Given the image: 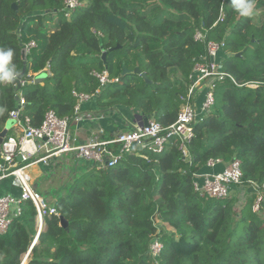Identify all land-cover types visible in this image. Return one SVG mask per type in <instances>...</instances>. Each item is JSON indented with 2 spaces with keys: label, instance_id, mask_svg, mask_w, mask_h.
I'll use <instances>...</instances> for the list:
<instances>
[{
  "label": "trees",
  "instance_id": "1",
  "mask_svg": "<svg viewBox=\"0 0 264 264\" xmlns=\"http://www.w3.org/2000/svg\"><path fill=\"white\" fill-rule=\"evenodd\" d=\"M65 1L0 0V51L13 53L0 65L12 77L0 74V133L19 95L35 127L49 110L72 124L74 92L92 95L98 109L153 116L168 128L209 41L225 43L219 61L229 77L215 83V105L195 123L187 156L173 139L162 154L134 151L114 168L91 166L89 177L52 202L60 217L46 218L41 233L35 207L24 203L0 236V264H23L29 252L28 264H264V202L253 211L258 194L250 187L264 191V0H244L254 2L252 15H241L232 0H77L82 6L70 19ZM222 8L224 21L215 26ZM32 42L25 65L22 50ZM136 68L149 82L123 75ZM24 69L25 78L50 75L17 92L8 81ZM105 70L119 81L102 87L94 72ZM210 159L241 163L243 186L225 200L195 190ZM155 238L159 257L150 251Z\"/></svg>",
  "mask_w": 264,
  "mask_h": 264
},
{
  "label": "built area",
  "instance_id": "2",
  "mask_svg": "<svg viewBox=\"0 0 264 264\" xmlns=\"http://www.w3.org/2000/svg\"><path fill=\"white\" fill-rule=\"evenodd\" d=\"M81 6L82 4L77 0H66V17L70 19L72 12ZM224 18L222 8L215 26L223 22ZM195 40L204 42V34L197 31ZM34 47H36L34 42L27 45V52L30 53L31 48ZM224 48V42H208L207 55L202 58V62L197 63L194 69L192 84L187 96L183 99L184 104L181 106L178 118L168 128H164L152 119L148 126H140L138 122L133 128L126 131L120 130L107 140L100 138L104 134V131L100 130L90 141L75 145L71 132V118H60L54 110H49L42 125L35 127L31 118L25 114V100L22 95H19L17 107L10 112L13 133L8 134L0 146V182L11 179L20 194L19 196L12 194L0 196V236L8 233L13 219L21 215L22 206L26 202L32 203L36 209L39 233L43 229L46 218L60 217L57 208L33 186L29 170L37 162L47 163V160L52 157L74 154L91 166L106 170L116 167L126 154L134 151L136 155L146 158L147 156L143 155L146 152L162 154L173 139L180 142V149L187 156V144L194 138L195 123L207 117L215 105V83L229 77L223 72L219 61V55ZM94 75L100 80L102 87L119 81V79H110L107 70L103 73L94 72ZM35 77L36 75L31 74L24 77L20 81L21 88L30 83V79L34 82ZM10 82L12 80L8 81ZM202 87L205 88L204 99L198 106L197 95ZM251 87L255 88V86ZM74 95L77 98L75 122H79L84 118L81 112L82 106L91 101L93 96L77 92H74ZM42 153L46 155L39 157ZM218 166H223L222 171L213 172ZM207 168V171L195 176L194 187L201 195L225 200L232 194L234 186H243V172L239 160L225 163L222 159H210ZM250 187L258 194L253 211L259 212L264 202V191L259 192V185L255 182H250ZM162 250V243L156 238L153 239L150 247L153 257H159Z\"/></svg>",
  "mask_w": 264,
  "mask_h": 264
},
{
  "label": "crops",
  "instance_id": "3",
  "mask_svg": "<svg viewBox=\"0 0 264 264\" xmlns=\"http://www.w3.org/2000/svg\"><path fill=\"white\" fill-rule=\"evenodd\" d=\"M50 75V73H49ZM204 93L200 92L198 94L197 104L201 105ZM82 115L84 118L79 122H73L71 124V132L73 134L72 127L75 126V133L73 135L74 144L84 143L90 141L94 138L100 130L104 131V134L100 136L101 139L107 140L115 135L120 130H129L133 128L134 124L140 122L137 118L136 113L128 112L126 115L121 113L120 110L107 111L98 109L95 101H89L82 106ZM124 112V111H123ZM76 123V124H74ZM76 135V136H75ZM75 136V137H74ZM46 154L42 153L39 157H43ZM70 165H69V164ZM69 165V166H68ZM79 165V166H76ZM39 166L40 169L34 177L36 182L32 178L33 186L42 192L44 196L51 202L55 196L66 195L69 191V187L62 185L63 181L60 175L57 176L59 169H64L66 166L70 172H72L74 178L83 175L85 171H88L91 165L83 160L78 159L74 154H63L59 157H52L47 160V163L37 162L32 168H30L29 173L32 177L31 170ZM83 169V172L81 170ZM223 166H218L213 172L222 171ZM70 175V173H69ZM64 180V179H63ZM72 181V180H71ZM70 181L71 186L72 182ZM4 194H12L14 196H19L20 191L14 185L11 179H6L0 182V196ZM58 194V195H57ZM14 211V209H13ZM31 252H29L23 259V264L29 263V257Z\"/></svg>",
  "mask_w": 264,
  "mask_h": 264
},
{
  "label": "water",
  "instance_id": "4",
  "mask_svg": "<svg viewBox=\"0 0 264 264\" xmlns=\"http://www.w3.org/2000/svg\"><path fill=\"white\" fill-rule=\"evenodd\" d=\"M14 9H16V6L14 5L13 6ZM22 55H23V59H24V63L26 65L27 63V56H28V52H27V49L26 47H23V50H22ZM106 53H104L103 55V58L106 59ZM239 57L241 56V54L238 55ZM26 73V69L23 70V72L18 75L16 78H14L12 80V84L14 86H16V91L18 92L20 89H21V85H20V81L24 78V75ZM130 73H135L137 75H141L143 76L147 82H149V80L147 79V77L144 75V74H141L139 68H136L135 71H128L127 69H124L123 71V75H127V74H130ZM0 74H5V71H3L1 68H0ZM49 76V72L46 70L44 72H42L40 75L36 76L35 79H34V82L35 83H43L45 78H47ZM16 101L18 102L19 101V97L17 96L16 97ZM137 118H141L140 122H139V125L140 126H148L149 124V121L153 119V116H137ZM12 125H13V122L12 121H9L8 124H7V127L6 129L0 133V146L2 145L4 139L7 137L9 131L11 130L12 128ZM61 226L63 228H68V222L66 221V219L64 217H61Z\"/></svg>",
  "mask_w": 264,
  "mask_h": 264
},
{
  "label": "rangeland",
  "instance_id": "5",
  "mask_svg": "<svg viewBox=\"0 0 264 264\" xmlns=\"http://www.w3.org/2000/svg\"><path fill=\"white\" fill-rule=\"evenodd\" d=\"M261 13V12H260ZM200 92H205V88L204 87H202L200 90H199V93ZM198 93V94H199ZM74 124H76V123H74ZM72 129H73V134L72 135H74V133H75V126H73L72 127ZM13 133V132H12ZM12 133L10 134V135H12ZM76 136V135H75ZM74 136V137H75ZM78 144H80V143H75V145H78ZM69 164V163H68ZM70 165V164H69ZM68 165V166H69ZM76 166H79V165H76ZM90 168H92V167H90ZM40 169V167L39 166H37V167H35V168H33L32 170H31V174H32V178H33V180H34V182H36V180H35V176H36V173L38 172V170ZM80 170H81V168H80ZM81 172H83V169L81 170ZM69 173H70V175H69ZM58 175H60V177H61V179H62V185L64 186H66V187H69V191H70V189H71V187H72V185L75 183V181L76 180H78V178L80 177V175L79 176H77L76 178H74V176H73V174H72V172H70L69 171V169L67 168V166L64 168V169H59L58 170V172H57V176ZM83 175H86L87 177H89V175H88V171H85L84 173H83ZM82 176V175H81ZM87 177H85V179L87 178ZM64 179V180H63ZM73 182H72V181ZM70 181L72 182L71 184V186H69L70 185ZM69 184V185H68ZM64 186V187H65ZM68 191V192H69ZM58 195V194H57ZM245 196H243V195H241L240 196V199H239V202H238V205H237V209L238 208H241L243 205H244V203H245V198H244ZM58 197L57 196H55L54 198H53V200H51V203L55 200V199H57ZM26 258V257H25Z\"/></svg>",
  "mask_w": 264,
  "mask_h": 264
},
{
  "label": "clouds",
  "instance_id": "6",
  "mask_svg": "<svg viewBox=\"0 0 264 264\" xmlns=\"http://www.w3.org/2000/svg\"><path fill=\"white\" fill-rule=\"evenodd\" d=\"M233 6L236 8V10L241 14V15H252V9L254 8V2H247L245 3L244 0H232ZM12 51L7 50V51H0V65H6L9 63V61L12 58ZM5 80L11 79L7 73L4 74L3 77Z\"/></svg>",
  "mask_w": 264,
  "mask_h": 264
}]
</instances>
